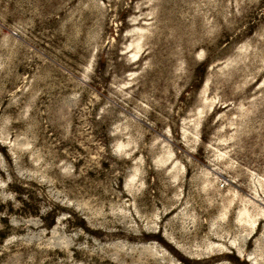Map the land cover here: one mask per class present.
<instances>
[{
  "label": "rangeland",
  "instance_id": "374dc122",
  "mask_svg": "<svg viewBox=\"0 0 264 264\" xmlns=\"http://www.w3.org/2000/svg\"><path fill=\"white\" fill-rule=\"evenodd\" d=\"M0 264H264V0H0Z\"/></svg>",
  "mask_w": 264,
  "mask_h": 264
}]
</instances>
